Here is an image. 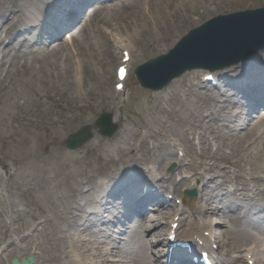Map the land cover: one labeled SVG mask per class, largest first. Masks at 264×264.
Instances as JSON below:
<instances>
[{"label":"rangeland","instance_id":"374dc122","mask_svg":"<svg viewBox=\"0 0 264 264\" xmlns=\"http://www.w3.org/2000/svg\"><path fill=\"white\" fill-rule=\"evenodd\" d=\"M110 1L112 0H97L85 3L79 12V18L74 24L75 27L69 32L64 30L63 34L61 36L58 34L59 37L57 38L54 35L53 38L48 39L43 37V40L35 43L25 40L20 46L19 40L23 34L17 32L13 44L23 48V51L29 52L20 53L19 55H8L4 60L1 59L2 55H0V198L2 196V199H6L8 203L5 205L3 201H0V220L6 211L11 210V216L15 223L9 225L7 232L3 234L4 224L0 222V240L3 239V245H8L12 242L14 236L18 237V230L23 233L24 230H30L34 227V223L31 222L32 219L29 220V216L25 214L26 211L31 210L38 216L48 215L54 220L58 219L59 224L64 223V219L59 218L57 212L64 206L70 209L73 204L72 199L67 197L64 199L60 198L64 195V192L73 191L83 181H87L86 185L92 186L95 184L97 177L104 174L107 170H111L109 173L116 172L113 168L116 160L113 159L121 157V150L124 146L128 147L134 140L132 134L127 142L121 140L122 126L125 124L124 119L127 115H131L134 107L136 108L138 99L144 97L150 91L142 87L134 76L136 66L152 57L167 53L189 30L199 26L213 16L264 5V0H191V3L188 4L180 0H162L163 5L165 4L164 7L169 9H165L167 11V14H165L163 8L162 13L166 16L165 21L169 20L170 27L165 26L163 31H157L153 34L157 37L156 42L158 40L162 41V45L154 48L153 45L142 41L143 44H146L145 53L137 51L133 57L135 61L133 60L132 72L127 81V89H129V94L131 93V98L128 101H124L125 97H127V91L126 95L119 94L120 101L118 99V103H116L112 100V97H114L113 91L117 92L115 68L119 63H115L110 57L108 66L107 64L103 66L102 62L104 56L106 57V54L103 55L106 48L113 46L112 48L116 49L115 30L111 32L108 28L112 26L111 23H116L117 20L121 22L143 18L142 7L147 0H134L131 13H128L129 7L109 8V5H113V2ZM150 1L153 3L156 0ZM116 2L118 3V0ZM19 3L20 0H0V11H3L0 14V20L2 21L0 26L7 23H15L13 15H10L7 10L10 5L18 8ZM42 4V0H39L35 6L40 7ZM124 4L129 5V1ZM99 5L103 7L98 9ZM91 6L95 7L94 14L88 15L86 12ZM80 18V24L77 25ZM55 29L57 32L60 28ZM177 32L180 33L178 38L176 37L173 41L167 40L165 43L166 36ZM31 34L28 33L26 35L30 37ZM72 35L76 46L82 54L81 56L90 61L88 63L90 77L85 80L86 84L84 83V85L87 86L85 92L84 86H79L72 79L63 78L61 74L69 69L72 62L69 46V42H71L69 39ZM62 37L63 39L60 41ZM55 41L63 47V54L66 56L63 60L64 62H59L58 66L46 64L39 57V55H44L49 59L51 56L50 50ZM257 53L250 59L249 67H251V60L257 57L256 61L254 60L257 62L264 51ZM122 55L123 53L120 54L121 58ZM255 62L252 66L258 65ZM230 67L221 70L223 80L227 73L232 72V70H226ZM198 70L202 71L204 69ZM196 83L195 78H185L182 84L178 83L172 86L167 93L161 94L160 97L154 99L151 103L155 104V108L153 110L148 109L151 111L149 117H156L159 123L169 130L171 135H183L181 126L193 114V122L197 123L199 120L198 116L201 114L200 107L204 99V90L199 88V83ZM223 92L225 93L222 95L223 97L230 95L233 97V90H228L225 86ZM234 97L237 98V96ZM109 100L113 102V105L109 103ZM219 102L221 101H215V104ZM234 109L238 110L236 106H234ZM104 110L113 113V120L116 122L115 124L119 125V128L110 137L100 134L95 125L99 114ZM120 112H122V115H120ZM116 113L118 116H116ZM262 113L264 112L258 109L255 112L251 111V115L248 117L251 120V124H249L248 128L253 126L264 115ZM139 115L135 116V121L139 126H143L141 117L145 119L146 114L140 111ZM170 120L177 121L173 128H170ZM216 123L222 124L223 132L228 129V122L224 117L216 120ZM85 124L91 125L92 138L78 149L70 150L67 147L68 136L72 133H77ZM148 125L151 124L144 121V126ZM133 129L138 130V127L131 126L128 128L130 133H134ZM245 132L247 133L248 131L245 130ZM162 139L167 141L168 137L162 135ZM251 140L254 141V144L257 140L252 132L245 134L238 144L234 142L229 146L234 149L237 157H248L256 166L255 156L250 155L248 153L249 149L245 150L244 148ZM258 143L261 144L259 140L256 143L257 146H259ZM263 145L264 142L260 145L261 148ZM72 153L78 157V160L84 161L83 163L91 161L92 165L90 167L87 165L77 167V162L73 159ZM246 153L249 156H245ZM100 157L110 160L102 164L99 160ZM127 159L128 156L123 158V160ZM220 165L223 164L221 163ZM167 166H164V168ZM133 167L137 168V165ZM179 168L180 165L177 166L175 171ZM79 186L83 187L84 185L80 184ZM216 200L214 205L217 204L220 207L224 204H229V211L224 214H213L210 212L207 214V218L210 221L217 218L219 221L218 224L212 225L220 236L221 251L224 254L226 250L230 254H238L241 250L236 247L237 242L234 243V247L225 243L227 239L231 238L232 240L234 234L230 233V230L227 231V226L221 222V220L227 221L229 215L238 216L237 209L233 203L231 205L228 203L230 201L222 196L221 198H216ZM247 204L249 205L248 218L251 221L248 226L252 232H257L258 229L264 231V218L260 217L264 214V204H258L257 200L249 201ZM149 211L152 210L149 209ZM63 213H66V211ZM148 214L154 216L155 211ZM156 214L155 216L158 217L156 224L159 228L157 230L161 232V228L164 227L163 220H166V216L164 217L166 213ZM97 218L100 217L96 215L90 216V220L81 227V230L83 231L86 226L89 229L86 234H89L93 228L106 230V223L111 222L107 219L98 221ZM112 220L116 221V218H112ZM130 220L132 219H125L126 228H129V230V226L133 225V221ZM253 220H259L256 221L259 227L254 228ZM71 221H74V219L72 218ZM103 221L105 223H102ZM236 222L239 221L237 219L232 220L231 224L236 225ZM241 223L244 224L243 221ZM50 225L52 229H56L59 226L56 221L51 222ZM11 226L15 228V231H13L14 236L10 230ZM116 230H119V228ZM154 230L147 231L144 234L141 233L140 239L143 240V243L139 242L136 250L131 251L129 249L130 251L127 254L122 252L126 260L122 261L121 264H153L152 259H154V256L152 251L154 250L157 253L156 250L161 248V244L157 241V236L153 234ZM167 230L168 228L165 229V233ZM115 233V239L110 238L107 240L104 237L106 234L102 232L100 233L102 234L100 239L115 242L120 246V241L123 239L124 242V238L127 235L119 232ZM143 237L147 240L144 241ZM130 239L134 241V237ZM234 240L236 241V237H234ZM98 244L103 250L104 247H111V244H106L104 241ZM111 256L110 254L101 257L108 258L106 264H112L109 260ZM122 257L117 253L112 261L120 260ZM88 260L96 261L97 258L89 256ZM40 263L49 264L45 259H40Z\"/></svg>","mask_w":264,"mask_h":264},{"label":"bare ground","instance_id":"6f19581e","mask_svg":"<svg viewBox=\"0 0 264 264\" xmlns=\"http://www.w3.org/2000/svg\"><path fill=\"white\" fill-rule=\"evenodd\" d=\"M87 1L88 0H45L44 4L41 7H37L34 6V4L36 5L38 3L37 0H23L18 9L16 7L12 8L10 5V8L7 11L10 13V15H13V17H18V24H8L5 26L1 25L2 28L0 26V55L1 53L4 54L3 56H7L9 54L18 55L20 53L26 52L21 49H17V47L14 45H5V43L8 38L9 40L14 38V28L20 29L21 26H25V23L36 24L42 16L43 9L45 11V8L49 4H58V10L59 12H62V18L63 16H65L64 19L66 20H63L65 25L71 27L76 22L75 18L79 12V9ZM159 1L156 0L152 3L150 0H147L145 2L144 6L142 7L144 12L143 18L121 22H118L117 20L116 23H111L112 26H110L109 28L107 27L111 32H114L112 30H115L114 36L117 40L116 45L119 48L120 52H115L112 47L106 48L104 51L105 53H103V55L106 54V57L104 56L102 60L103 66H106V64L108 66V60H110L109 57L112 58L115 63H122L123 57H120V54H122V52L125 53L123 54V56H130L129 61L133 62V57L135 56L137 51L145 53L146 44H143L142 41H144V43L153 45L154 48L160 47L162 45V41L158 40L156 42L157 37L153 34L157 31H163L165 26L170 27V23L169 20H167L168 22L165 21L166 16L162 13L163 8L165 14H167L166 10L169 9H166L164 7L165 4L163 5L162 0ZM180 1L186 4L191 3V0ZM124 3L126 2L116 4L114 5V8L129 7L128 13H131V11H133L132 4L134 3V0H129V5ZM50 8L51 7L49 6V9ZM4 11L6 10L4 9ZM2 12L3 11H0V14ZM49 21L55 22L56 19H53L50 16ZM0 22L2 21L0 20ZM246 24L251 25V22H246ZM177 33L166 36L165 43L167 42V40L173 41L176 37L178 38V35L180 33ZM69 40L71 41L69 42V46L71 48L72 57H70L72 62L69 66V69L61 74L63 75V78L72 79L73 81L77 82L79 86H84L83 88L85 92L87 90V86L84 85V83L85 80L90 77V72H88V63H90V61H87V58L81 56L82 54L80 53L79 48L76 46L73 40V35L70 36ZM210 46L212 53L215 54L216 57H222L225 54L227 58H229V56H236L233 50H230L228 53H223L224 46H222V44L218 41L212 42ZM5 48H7V50H5ZM50 51L51 56L49 59L44 55H39V57H41L46 62V64H55L56 66H58V63L62 62L66 58L65 54H63V47H61L59 43H53ZM235 51L239 50L235 49ZM255 63H258V65H255L256 67L263 66L264 68V53L261 54L260 59ZM151 70L153 71V73L159 75L166 74V76L170 78L173 77L175 73L174 66L171 60L157 61L156 63L151 65ZM230 73L233 74L234 77L232 81H228V84L229 82L234 83L236 81L239 84L246 83V76H244L245 74H243V71L240 70V67L239 69L238 67H235V69H232V72ZM247 76L250 75L248 74ZM185 78H200V73L199 71L187 72L175 78L167 87L161 89L160 92L150 93L148 97L138 99L136 108L134 107V110L131 111V115H127V117H125L124 119L125 124L122 126L123 130L121 131V140L123 142H127L130 139L131 134L138 141L146 137L148 141L145 140L144 143L146 145H151V152L147 153L145 151L144 154L139 155L140 149L136 147L135 143L130 144L129 146L127 145L128 147H125L123 145L124 148H121L122 150L120 149L123 156L121 155L120 158H114L113 160H116L119 165H123L125 167H132L134 165L148 166L151 163H154L156 166H151L149 176L152 179L160 181L161 185L164 187V191L166 194L175 193L180 195L181 186L188 184V177H191L192 179H198L200 182L204 181V185L202 186L203 192L200 191V198L198 197L196 199H183L181 207L182 209L176 216V221L181 224V228L178 231L179 235L191 237L193 239V242L195 243V246L198 248L202 246L209 247V245L211 246L214 244V242H217L216 240H213L214 235L211 233L210 235H206V232H204L205 227L196 218H191V216L194 214L196 209H198L202 214H209L210 212H212L213 214H224L225 212L229 211V204H224L220 207L217 204L214 205V203L217 201L216 198H221L223 194V189L219 188L218 185L222 186L223 183L230 182V180L225 179L223 182H221L222 184L218 182L220 175H223L225 171L219 167L217 169L215 165L207 164L206 160L208 158H212L215 160V162L218 160L227 161L232 165L239 167L240 171L245 170V174L247 175L253 174L252 171L264 173V145L262 148L260 146L264 142V115H262L253 126H251L250 128L247 127L249 125L248 117L250 115V109L264 106V83L262 82L264 78H259L256 74H252L253 86H258V88L254 90V93L250 91L244 92L242 86H235L234 84H232L234 95H240V92H243L241 95L242 100L232 96H227L226 98L221 97L220 95H222L223 93L221 89L219 90V92H213L212 90L204 91L202 111L198 116L199 123L196 127L197 132H191L193 134V137L198 140V144H200L201 146V150L192 156L193 161L197 164L198 167H193L191 165L183 166L180 173H174L166 178L162 169L167 164V160L174 154V152L166 147L168 143L162 142L160 140V135L161 133H164L169 136V130L163 127L156 117H149L151 111L147 109L146 105L151 98L156 99L157 97H160L161 94L167 93L172 86L177 85L178 83L182 84ZM202 80L203 82H207L205 79ZM201 86L207 88L205 84ZM254 94H256L257 97H255ZM219 100L221 102L215 104V101ZM114 102H116L115 99ZM109 103L113 105V102H111L110 100ZM234 106L239 109L236 111L234 109ZM140 111L146 114L145 119L141 117L143 126H139L135 121V116H140ZM221 117H224L228 122V129L224 132L222 124L216 123V120L220 119ZM144 121L145 123L149 122L152 126L160 128V130L153 128V132H150L149 129H145L146 126H144ZM131 126H136L139 128L143 127L142 133H130L128 128ZM245 130L248 131L247 133H254L257 138L255 144L253 143V145L248 148V153L252 156H255L254 158L256 159V166H248V164L242 166L241 160H234L227 154H217L218 149H223L224 146L229 147V145L233 144L234 142L238 144L241 138H243L245 134H247L246 132L244 133ZM234 138L235 140L233 141ZM154 140H156V142ZM258 140L261 143H258L259 146L256 145ZM186 142H189L194 146L192 139L187 138ZM212 145L213 147L216 146V151L214 153H211ZM179 150H181V148H179ZM248 153L245 156H249ZM72 156L73 159L77 162V167H80L81 165H92L91 161L83 163L84 161L78 160V157L75 156V154H72ZM125 156H128L127 160H123ZM196 158H199L200 160L196 161ZM99 160L102 164H105L110 159L105 160L103 157H100ZM176 160L179 159L176 158ZM115 164L117 163L115 162ZM124 173L125 174H123V176H121L120 178L114 177L112 178V180H110V194L120 195L118 196L117 200H120V204L123 207L119 206L118 208L111 210L112 213L109 212L108 220H111L112 217H115L117 215L119 216L122 209L126 213H129L130 210H133L132 213H134V215H132V218L133 216L137 217L132 222L133 225L129 226L130 230L129 228H125L126 225H124V231L120 227V230L125 232V234L127 235V237L124 238V242L123 239L122 241H120V246L115 242L113 243L112 241L100 239V237L102 236V234L100 233L105 231H101L98 228L93 229L89 234H86L89 232V229L86 226L83 229V231L85 232L83 234L80 225H82L83 219L87 218L88 210L86 206L81 203V200H78V205L75 207V210L80 211V213L71 212V214L69 213L70 211H67L68 213L57 212V216L64 219L66 223L65 227L59 229L57 238L53 236L54 230H51L49 226V223L52 222V219L49 216H44L42 220H39V216L34 213L32 215V220L35 225H37V221L39 220V227H41V229L36 228L35 226L30 230V233L34 234V240L31 244L26 242V239L28 237L26 234L23 235V247L19 245L18 242H16V246L14 247L11 245L10 255L14 256L18 253L20 254V251L23 249V251H29V253H31L36 258V260H38L40 255L37 253L38 250H40L42 256L51 259L55 264H106L108 258H103L101 256L110 254L115 255L118 253L120 256H123L120 260H109L112 264H121L122 261L126 260L122 252L127 254L130 250H136L139 242L143 243V240L140 239L141 233L144 234L145 232L154 230V228H156L153 234L157 236V239H159V241L164 240L165 238L162 234L163 227L161 228V232L157 230L158 225L156 224V216H150L147 213L146 210L148 208L145 207L147 203L145 201H142L137 207L133 209V205L131 204V197L142 194V198H145L146 200H155L156 202L160 201L162 203L164 200H159L158 195L155 194L149 187L146 189V191H143V188L141 189L142 183L144 182L143 173L141 171L132 170L130 172L124 171ZM210 173H213V175L209 177ZM180 174L185 175L186 177H179ZM158 175H161V178ZM235 177L237 186L234 188L233 193H241L242 195H244V197H252V195L248 193V191L250 190L248 187H250L251 181L247 178L242 181L241 178L243 177V175L240 173L236 174ZM104 184H108V182L102 180L99 186ZM199 185L200 184H193V186L198 188ZM240 185H242V187H240ZM257 189L259 191V195L257 197L258 199H260V197L264 193V184H260ZM241 190L244 191L241 192ZM88 191H90V189H88ZM96 197L97 202H99L98 196ZM81 199L87 201V206L91 203V201H95V197H93L91 194L82 196ZM35 202L37 201L35 200ZM4 203L5 205L8 204L6 200L4 201ZM98 208L100 209L101 207ZM174 208L175 206L171 207V209ZM171 209L166 208V212H170ZM27 212L28 211H26L25 214L30 216V214H28ZM158 212L162 211L159 210ZM69 214H71V216ZM8 218H10L9 215ZM72 218H76L75 221H71ZM236 219L239 222H236V225H232V220ZM126 220H129V216H127ZM206 221L208 225L219 223L217 218L212 221L206 219ZM0 222L6 224L4 220H1ZM87 222L88 221H85L83 225H86ZM221 222L223 223V225L227 226V231L230 230V233L234 234V237H236V241L234 240V237L232 240L229 237L230 239H227L225 243L233 246L234 243L237 242L236 247L238 248L246 246L245 256L247 257V255H250V253L253 252L257 264H264V231L258 229L257 232H252L251 228L248 226L251 221H247L245 219L243 224L241 223L242 221L238 220L237 216L234 217V215H229L227 221L221 220ZM252 223L254 224V228L259 227V224L256 221ZM131 237H134V241L130 239ZM145 240L147 239H144V241ZM103 241L106 242V244H111V247H104L103 250V248L98 244L103 243ZM201 242L203 243L201 244ZM8 250L9 249H7V251ZM55 251H59V253H55ZM167 253L171 254V259H175L177 260V262H183L184 260L181 254H173V250L170 251L169 249H167L166 254ZM212 253L216 259H219V261H217V264H249L247 262H242L240 260L242 256H240L239 254H234L233 256L228 257L223 256L222 258H219L217 250L212 249ZM164 255L165 253L161 251L154 264H167V262L165 263L164 259L162 258ZM89 256H93L94 258H97V260H88ZM111 258H113V256H111ZM192 264L195 263L192 262Z\"/></svg>","mask_w":264,"mask_h":264},{"label":"water","instance_id":"95a60500","mask_svg":"<svg viewBox=\"0 0 264 264\" xmlns=\"http://www.w3.org/2000/svg\"><path fill=\"white\" fill-rule=\"evenodd\" d=\"M261 10L262 11L258 10L253 12L233 13L228 15V17H215L212 21L202 27L193 29L188 35L179 41L176 48H174L168 56L172 60L182 62L180 66L174 69V74L178 72L181 73L187 64L188 66L200 65L216 68L221 66L218 61L222 62V59L231 62L253 54L257 48L264 45V9ZM244 22H257L260 23V26L256 25L251 28L250 24H248V30L239 32L240 27ZM214 41H218L222 44V46H224L223 53H228L230 50H233L236 56H229V58H227L225 54L222 57L215 56L213 59L206 60L202 50L203 48L210 46V44ZM235 49L239 51H235ZM159 59L160 58L154 59L138 69L140 82L143 85H151L153 82L146 77L145 72L147 68L150 69L151 65L156 63ZM158 76L159 74H153V77L158 78ZM158 79L159 80H156V82L160 84L162 81L161 79L169 80L170 77L163 74L162 78ZM110 120L111 115L104 114L99 122V125L102 127L103 131L112 133L114 129L108 126ZM88 131L89 126H85L79 137L72 136L69 141V146L76 147L80 145L82 141L89 137Z\"/></svg>","mask_w":264,"mask_h":264}]
</instances>
